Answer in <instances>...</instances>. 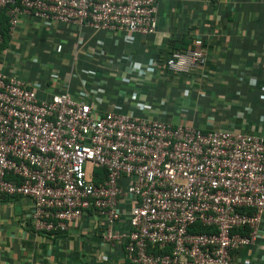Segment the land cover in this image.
Segmentation results:
<instances>
[{
	"label": "built area",
	"instance_id": "1",
	"mask_svg": "<svg viewBox=\"0 0 264 264\" xmlns=\"http://www.w3.org/2000/svg\"><path fill=\"white\" fill-rule=\"evenodd\" d=\"M1 12L11 38L22 17L149 36L158 0H0ZM206 56L196 40L166 65L189 73ZM15 196L31 199L39 233L95 219L127 264H235L264 218V134L101 112L68 91L45 98L0 62V199Z\"/></svg>",
	"mask_w": 264,
	"mask_h": 264
},
{
	"label": "crops",
	"instance_id": "2",
	"mask_svg": "<svg viewBox=\"0 0 264 264\" xmlns=\"http://www.w3.org/2000/svg\"><path fill=\"white\" fill-rule=\"evenodd\" d=\"M18 30L28 43L31 38L39 44L34 49L50 68H14L13 40L0 51V62L45 98L65 91L85 94L101 112L204 129H214L216 111L226 122L240 109L237 129L264 134V0H158L157 30L149 36L31 17H22ZM183 38L200 40L207 62L178 75L165 57L171 42ZM31 210L29 198L0 199V264H127L123 248L104 242L103 225L90 216L68 232L47 234L35 231ZM260 229L256 243L239 251L235 264H264V218Z\"/></svg>",
	"mask_w": 264,
	"mask_h": 264
},
{
	"label": "rangeland",
	"instance_id": "3",
	"mask_svg": "<svg viewBox=\"0 0 264 264\" xmlns=\"http://www.w3.org/2000/svg\"><path fill=\"white\" fill-rule=\"evenodd\" d=\"M26 38H27L26 34L23 35L22 33L19 32V30L17 28V30L14 33V36L10 39L11 41L12 40L16 41V45L13 46V47H10L11 50H14L13 51L14 52L13 58H15V63L17 64V65H15L14 68L18 69L23 64H25L26 66L28 65L29 69L33 68L34 66L35 67H37V66L38 67H43V66L47 65V64H43L42 63V62H44L43 60H45V58H44V56H42L43 57V60H42V57H40V55H38L39 52L37 53V51H39V49H34L35 47H38L39 44L34 42V40L31 39V38H28L29 41H30V43H28ZM10 43L11 42L9 41L8 45ZM27 44H29V49L26 48ZM33 51H35L34 54H33ZM33 58H37L38 62L34 63L32 61ZM49 66H51V65H47L48 68H50ZM192 71H195V70H190L189 73L192 72ZM171 72H173V71H171ZM186 74H188V73H186ZM222 96H224V95H222ZM222 96L218 95L217 97L222 98ZM236 106H238V105H236ZM221 108H222V105L220 104L218 109H221ZM218 111H220V110H218ZM218 111L215 112L216 115H214V118H216V119H213V122H212V123H214L213 124L214 129H223V128H220V125H222V124H223V126L227 125V128H225V129H230V128H233V127L237 129L238 125L240 124V120L239 119H241V117L244 114L243 111H240V109H238V110L236 109V111H234V114L232 115V119H230V121H226V122H225L224 118L221 119L219 117V115H218L219 112ZM231 120H233V121H231ZM214 125H216V126H214Z\"/></svg>",
	"mask_w": 264,
	"mask_h": 264
},
{
	"label": "trees",
	"instance_id": "4",
	"mask_svg": "<svg viewBox=\"0 0 264 264\" xmlns=\"http://www.w3.org/2000/svg\"><path fill=\"white\" fill-rule=\"evenodd\" d=\"M0 29L4 35V41L2 44H0V51L4 49L5 47L8 46V43L11 39L9 35V29H8V23H7V17L3 12L0 13ZM192 41L190 39H178V40H173L171 42V47L169 52L167 53L165 57V62L173 55L174 52L180 51V52H185L187 51L191 46H192Z\"/></svg>",
	"mask_w": 264,
	"mask_h": 264
}]
</instances>
